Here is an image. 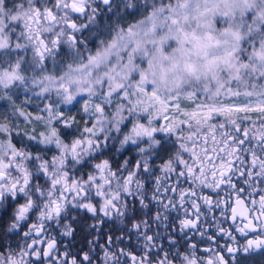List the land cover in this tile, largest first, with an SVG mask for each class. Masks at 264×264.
Listing matches in <instances>:
<instances>
[{
	"label": "snow or ice",
	"instance_id": "obj_1",
	"mask_svg": "<svg viewBox=\"0 0 264 264\" xmlns=\"http://www.w3.org/2000/svg\"><path fill=\"white\" fill-rule=\"evenodd\" d=\"M264 259V0H0V264Z\"/></svg>",
	"mask_w": 264,
	"mask_h": 264
},
{
	"label": "trees",
	"instance_id": "obj_2",
	"mask_svg": "<svg viewBox=\"0 0 264 264\" xmlns=\"http://www.w3.org/2000/svg\"><path fill=\"white\" fill-rule=\"evenodd\" d=\"M253 264H264V259L257 257L254 261Z\"/></svg>",
	"mask_w": 264,
	"mask_h": 264
}]
</instances>
